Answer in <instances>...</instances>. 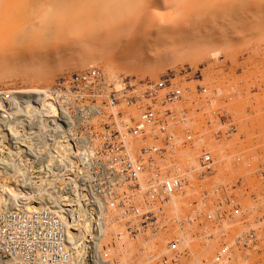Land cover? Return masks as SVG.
Instances as JSON below:
<instances>
[{
    "label": "rangeland",
    "instance_id": "1",
    "mask_svg": "<svg viewBox=\"0 0 264 264\" xmlns=\"http://www.w3.org/2000/svg\"><path fill=\"white\" fill-rule=\"evenodd\" d=\"M73 1L0 0V89L22 88L23 94L26 88L32 91L39 87L33 94L40 96V87L52 85L61 77L92 67L109 74L107 69L112 65L109 93L117 105L110 112L113 117L139 122L153 109L161 120L186 118V126L195 134L192 146H176L174 151L183 174L189 175V188L185 194H176L177 206L173 197L175 200L165 207L160 232L132 236L142 242L133 254L135 264L145 254L146 264H167L165 260L168 264L170 260L178 264H213L222 252L226 254H222L225 260L221 264H236L238 260L237 264H264V0H137L134 7L113 11L123 14L111 21L101 18V13L77 18ZM98 1L97 10L106 0ZM203 5L214 9L208 11ZM106 19L110 25L104 24V29L118 30L114 38L108 32V39L104 29L98 30L96 24ZM129 20L134 22L129 25ZM90 21L97 29H90L94 26ZM114 21L119 27L128 24L129 28L122 25L123 31L113 29ZM87 24L90 31L86 30ZM16 27L27 38L23 45L13 43ZM36 36L40 42L32 41ZM32 42L42 44L44 50ZM137 64L142 71L137 70ZM153 84L158 87L153 88ZM174 89L180 90L181 98L172 102L168 94ZM104 93L109 95L105 91L101 96ZM108 100L113 102L111 97ZM174 128L182 130L178 124L170 125L171 135L176 134ZM206 152L213 154L215 169L210 175H197L193 169ZM171 155L169 159H174V153ZM166 165L164 176L176 171L181 174L177 163ZM182 231L192 244L184 246ZM200 250L203 261L198 259L196 263L195 253Z\"/></svg>",
    "mask_w": 264,
    "mask_h": 264
},
{
    "label": "built area",
    "instance_id": "2",
    "mask_svg": "<svg viewBox=\"0 0 264 264\" xmlns=\"http://www.w3.org/2000/svg\"><path fill=\"white\" fill-rule=\"evenodd\" d=\"M109 89L99 67L62 77L42 102L29 89H0V264H108L101 254L115 242L102 246L101 227L109 218L134 237L161 231L162 206L190 182L175 147L192 146L195 134L186 118L161 120L153 109L139 122L113 118L117 105ZM104 91L113 102L101 97ZM168 96L175 102L180 90ZM34 108L39 112L26 118ZM177 124L182 130L171 135L170 125ZM33 144L44 145L39 151L29 148ZM169 162L178 164L183 181L165 179L155 187L150 180L143 193V178ZM199 162L198 175L213 173L211 152ZM6 179L19 189L18 198L3 191Z\"/></svg>",
    "mask_w": 264,
    "mask_h": 264
},
{
    "label": "bare ground",
    "instance_id": "3",
    "mask_svg": "<svg viewBox=\"0 0 264 264\" xmlns=\"http://www.w3.org/2000/svg\"><path fill=\"white\" fill-rule=\"evenodd\" d=\"M22 1H24V0H22ZM22 1L20 0V2L22 3ZM106 1H108V0H106ZM105 1V3H103L102 5H100L101 7L99 8V10H97V4L99 3V1L98 0H74L73 1V8H74V12L76 13L75 15L77 16V18H81V17H87V16H90L91 14L92 15H95V14H102V16H101V18H103V19H105V17H108L107 19H110V21L111 20H115L116 18H118V16L119 15H121V14H123V12L121 13V14H115L113 11H116V10H120V11H123L124 10V8L125 7H128V6H135V4H136V2H137V0H111L110 2L108 1V2H106ZM208 1V0H207ZM207 1H204V2H206L207 3ZM210 1V0H209ZM213 2L214 1H216V0H212ZM230 1V0H229ZM239 1V0H238ZM242 1V0H241ZM246 2H248V1H246ZM206 3H204L205 5H206ZM209 3V4H208ZM207 4L208 5H210L211 3L210 2H208ZM20 4V3H19ZM167 4V3H166ZM199 4H201V7H202V4H203V1H201V3H199ZM214 4V3H213ZM21 6H22V4H20ZM205 5H203V7L205 8V9H208L207 8V6H205ZM220 5V4H219ZM219 5L217 6V8L219 7ZM199 6V5H198ZM198 6H196L195 8H199ZM212 6V5H211ZM210 6V7H211ZM209 7V6H208ZM220 7H221V5H220ZM222 8V7H221ZM212 10V9H214V8H209L208 9V11L209 10ZM216 9V8H215ZM219 9V8H218ZM203 11H205L204 9H202ZM217 10V9H216ZM203 11H201V9L199 10V12H203ZM207 11V12H208ZM199 12H196L195 14H197V13H199ZM89 14V15H88ZM105 14H106V16H105ZM175 14V13H174ZM103 15H104V17H103ZM75 16V17H76ZM139 16V15H138ZM175 15H173V17H174ZM188 16V14L186 15V17ZM194 16V15H193ZM188 17H190V16H188ZM100 18V19H101ZM136 18V17H135ZM135 18H132V20H136ZM193 18V17H192ZM104 20V22L105 23H99V24H96L99 28H98V30L99 29H104V28H106V26H103L104 24H106L107 25V23H109L108 22V20ZM172 19V18H171ZM174 19V18H173ZM172 19V20H173ZM102 20V19H101ZM101 20H99V22H101ZM159 20V19H158ZM175 20V19H174ZM170 21V20H169ZM90 22H92L93 23V25L94 26H92V25H90L91 23ZM89 22V25H90V29L92 30H95V29H97L96 28V26H95V22L94 21H90ZM129 23V25H131L133 22H131V20H129L128 21ZM98 23V22H97ZM117 22L116 21H114V23H113V29H120L121 30V26L123 25H120V27L118 26V23L116 24ZM125 23V22H124ZM131 23V24H130ZM127 24V23H126ZM128 24L127 25H123V28L124 29H126V28H129V26H128ZM88 25V24H87ZM89 25L88 26H86V30L88 29L89 31H90V29L88 28L89 27ZM100 25V26H99ZM102 25V26H101ZM109 25H110V23H109ZM21 26V25H20ZM19 26V27H20ZM108 26V25H107ZM126 28H125V27ZM23 26H21V28H20V30L22 29V31H23V28H22ZM92 27H95V29L94 28H92ZM101 27H103V28H101ZM119 27V28H118ZM17 28V30H18V27H16ZM24 28L26 29L27 28V25H24ZM108 28V27H107ZM109 28H110V26H109ZM123 29V30H124ZM13 30H15V32H17V33H14V31H11V32H13L14 33V37H13V35L11 34V37H13L14 39H13V43H15V44H21V45H23V44H25L26 43V41H27V38H26V36H25V34L23 33V34H21L20 33V31L18 30H16V29H13ZM30 30H32V31H34L35 29L34 28H31ZM83 30H85V29H83ZM92 30V31H93ZM104 30H105V32H104ZM104 30H102V32L103 33H105L106 34V36L107 35H109V34H107L108 32L110 33V35L109 36H113V34L114 33H116L117 34V31L115 30V32L113 31V30H111V32L110 31H108L107 29H104ZM123 30H121V31H123ZM112 31H113V33H112ZM120 31V35H122L121 32ZM19 32V33H18ZM96 31H94L93 33H95ZM41 33V32H40ZM60 33H62V31H60ZM59 32L57 33V35L58 34H60ZM102 33V34H103ZM62 34H64V33H62ZM62 34H61V36H62ZM84 34H87L88 35V31L86 32V31H84ZM90 34H92V32H90ZM89 34V35H90ZM100 34H101V32H100ZM112 34V35H111ZM35 35H37V33L35 34ZM34 35V36H35ZM7 36V35H6ZM32 36V35H31ZM37 36H41L40 34L39 35H37ZM37 36H36V40H33L34 39V37H32V41H39V39H37ZM86 36V35H85ZM102 36V35H101ZM103 36H104V34H103ZM102 36V37H103ZM105 36V37H106ZM115 36V35H114ZM114 36H113V38H114ZM9 37V36H8ZM93 37V36H92ZM102 37H100V38H102ZM108 37V36H107ZM31 38V37H30ZM119 38V37H118ZM11 39V38H10ZM82 39V38H81ZM94 39V38H93ZM108 39H109V37H108ZM126 39V38H125ZM5 40H6V37H5ZM80 40V39H79ZM89 40H90V38H89ZM3 41V40H2ZM10 41H12V40H10ZM42 41V40H41ZM112 41H114V40H112ZM116 41V40H115ZM4 42V41H3ZM30 42H31V39H30ZM40 42V41H39ZM33 43V42H32ZM110 44H111V42H109ZM30 44V43H29ZM34 45L36 44V42L35 43H33ZM4 45V44H3ZM31 45V44H30ZM30 45H28V46H30ZM34 45H33V48H34ZM40 49L39 50H44V46L42 45V44H36ZM9 46H10V44H9ZM11 47V46H10ZM124 47V46H123ZM31 48V47H30ZM253 48V47H252ZM25 49V48H24ZM32 50H34V49H32ZM201 50V49H200ZM253 50V49H252ZM35 51V50H34ZM202 51V50H201ZM25 52H26V50H25ZM36 52V51H35ZM41 52V51H40ZM254 52V51H253ZM34 53V52H33ZM37 53H39V52H37ZM105 53V52H104ZM109 53V52H108ZM238 53V52H237ZM45 54V53H44ZM203 54V53H202ZM222 54V53H221ZM35 55V54H34ZM117 55V54H116ZM217 55V54H216ZM1 56V55H0ZM101 56V55H100ZM194 56V55H193ZM220 56V55H219ZM240 56V55H239ZM216 57V56H215ZM227 57V56H226ZM258 57V56H257ZM169 58V57H168ZM185 58V57H184ZM129 59V58H128ZM131 59V58H130ZM186 59H188V58H186ZM111 60V59H110ZM115 60V59H114ZM174 60V59H173ZM117 61H118V59H117ZM130 61V60H129ZM233 61V60H232ZM182 62H184V60H182ZM107 63V62H106ZM105 63V64H106ZM122 63V62H121ZM131 63V62H130ZM179 63V62H178ZM181 63V62H180ZM85 64V63H84ZM113 64V63H112ZM132 64H135V63H132ZM132 64H130V65H132ZM256 64V63H255ZM109 65V64H108ZM117 65H119V64H117ZM138 65V64H137ZM112 66V65H111ZM110 65L108 66L109 68L107 69L108 70V73L109 74H107L106 72V74H107V76L109 75V76H111L110 74L112 73L113 74V71H112V67H111ZM241 66V65H240ZM245 66V65H244ZM255 66V65H254ZM263 66V65H262ZM118 67V66H117ZM120 67V66H119ZM123 67V66H122ZM133 67V66H132ZM134 67H135V65H134ZM43 68V67H42ZM105 68H107V67H105ZM136 68H137V66H136ZM143 68V67H142ZM120 69V68H119ZM140 66L138 65V68H137V70L138 71H142V69H140ZM20 70V69H19ZM32 70V69H31ZM39 70H41V69H39ZM72 70V69H71ZM117 70V69H116ZM122 70V69H121ZM36 72H38L37 71V69L35 70ZM42 71V70H41ZM45 71V70H44ZM43 71V72H44ZM49 71V70H48ZM119 71V70H118ZM253 71V70H252ZM264 71V70H263ZM43 72H41V73H43ZM115 72V71H114ZM244 72V71H243ZM22 73V72H21ZM39 73H40V71H39ZM45 73V72H44ZM116 73V72H115ZM262 73V72H261ZM245 74H246V72H245ZM29 75V74H28ZM114 75V74H113ZM264 75V74H263ZM30 76V75H29ZM70 76H73V75H70ZM108 76V79H109V84L111 83V79H110V77ZM248 76H250V75H248ZM44 77V76H43ZM253 77V76H252ZM31 78V77H30ZM39 78V77H38ZM37 78V79H38ZM62 78V77H61ZM61 78H59L58 80H56L54 83H57L59 80H61ZM26 79V78H25ZM234 79V78H233ZM241 79V78H240ZM3 80H5V79H3ZM42 80V79H41ZM238 80V79H237ZM33 81H35V80H33ZM43 81V80H42ZM259 81V80H258ZM262 81V80H261ZM35 82H38L37 80L35 81ZM40 82V81H39ZM214 82V81H213ZM236 82V81H235ZM254 82V81H253ZM53 83V84H54ZM210 83V82H209ZM53 84L52 85H48V86H46V87H40V89H43L42 91L41 90H38V91H41L42 92V94L40 95V101L42 102L43 100H45L44 99V97L42 98L41 96L44 94V93H46V92H48V90L49 91H51L52 90V86H53ZM259 84V83H258ZM257 84V85H258ZM43 85V84H42ZM236 85V84H235ZM255 85V84H254ZM38 86V85H37ZM250 86H252V85H250ZM34 87V86H33ZM51 87V88H50ZM225 87V86H224ZM228 87V86H227ZM31 88H32V86H31ZM35 88H38L39 89V87H35ZM35 88H32V93H33V90L35 89ZM212 88V87H211ZM5 89V88H4ZM27 90L28 89H30V87L29 88H26ZM26 89H23V90H26ZM224 89V88H223ZM240 89V88H239ZM247 89V88H246ZM31 90V89H30ZM36 90V89H35ZM214 90V89H213ZM227 90V89H226ZM230 90V89H229ZM7 91H11V90H4V92H7ZM20 91H22V90H20ZM25 92H27V91H25ZM24 92V93H25ZM28 92H29V90H28ZM35 92V91H34ZM36 92H37V90H36ZM105 92V91H104ZM211 92V91H210ZM20 93H22V92H20ZM215 93V92H214ZM103 95V94H102ZM104 95H105V93H104ZM213 95V94H212ZM19 97V96H18ZM101 97H106V99H110V96L109 95H105V96H101ZM229 97V96H228ZM255 97H257V96H255ZM249 99V98H248ZM258 99V98H257ZM257 102V101H256ZM224 103V102H223ZM236 103H238V102H236ZM236 103H235V105H236ZM260 103V102H259ZM242 104V103H241ZM251 104V103H250ZM49 105H53V104H50L49 103ZM231 105V104H230ZM254 105V104H253ZM0 106H1V104H0ZM28 106H30L31 107V104L29 103L28 105H25L24 107L25 108H21L20 109V112H24V113H26V107H28ZM223 106V105H222ZM231 107V106H230ZM244 108V107H243ZM257 108V107H256ZM234 109V108H233ZM34 110V112H39V110H37V109H33ZM258 110H259V107H258ZM42 111V110H41ZM45 111V110H44ZM237 111H239V110H237ZM34 112L33 111H30L29 112V115L26 117V118H28V117H31V116H34ZM213 113V112H212ZM225 113V112H224ZM244 114V113H243ZM224 115V114H223ZM235 116H237V115H235ZM246 116V115H245ZM252 116V115H251ZM238 117V116H237ZM250 117V116H249ZM248 117V118H249ZM254 117V116H253ZM32 118V117H31ZM113 118H115V119H122V118H118V117H113ZM235 118V117H234ZM244 118V117H243ZM246 118V117H245ZM251 118V117H250ZM259 118V117H258ZM261 118H263L264 119V117H261ZM252 119V118H251ZM254 119V118H253ZM256 120V119H255ZM264 121V120H263ZM239 122V121H238ZM128 123V122H127ZM234 124V123H233ZM239 124V123H238ZM254 124V123H253ZM261 124V123H260ZM259 125V124H258ZM119 126L122 128V124H121V122L119 121ZM228 126V125H227ZM253 126V125H252ZM124 127V126H123ZM246 127V126H245ZM261 127V126H260ZM240 128V127H239ZM243 128V127H242ZM262 128V127H261ZM248 129H249V127H248ZM251 129V128H250ZM263 129V128H262ZM238 130V129H237ZM242 132V130L241 129H239V132ZM260 131V130H259ZM241 132H240V134H241ZM246 132V131H245ZM249 132V131H248ZM251 133V132H250ZM262 133V132H261ZM239 134V135H240ZM238 135V134H237ZM236 135V136H237ZM252 135V134H251ZM254 136V135H253ZM251 137V136H250ZM238 138V137H237ZM239 140V139H238ZM219 141V140H218ZM233 141V140H232ZM245 141V140H244ZM151 141H147V143H149L150 145L152 144V143H150ZM236 142V141H235ZM242 142V141H241ZM248 143V142H247ZM237 144V143H236ZM44 144H41V146H43ZM232 145V144H231ZM234 145V144H233ZM252 145H253V143H252ZM41 146H39L38 144H33L32 146H30L29 148H31V147H33V149H36V150H39L40 151V149L42 148ZM28 148V149H29ZM256 148V147H255ZM231 149V148H230ZM248 151V150H247ZM237 153V152H236ZM233 154V153H232ZM248 155H249V153H248ZM243 156V155H242ZM230 156H228V158H229ZM55 158H56V155L54 154V155H52V156H50V158H48V160L49 161H51V163H52V161H53V159H54V161H55ZM0 159H1V162H3V159L0 157ZM232 159V158H231ZM243 159V158H242ZM244 160V159H243ZM242 160V161H243ZM229 163V162H228ZM238 163V162H237ZM229 164H231V163H229ZM197 166H200V162H199V164L198 165H196L195 167H197ZM262 166V165H261ZM226 168V167H225ZM230 168V167H229ZM252 168V167H251ZM231 171V170H230ZM234 171V170H233ZM21 172H26V170L25 171H21ZM164 172H165V170H164ZM163 171L160 173V174H151V173H148L147 175H146V177H144L143 178V183H144V185H145V187H144V189H143V193H145L146 191H147V188L146 187H152L151 186V183H149V181L150 180H153V185L155 186V187H157L160 183H164L165 182V179H170V180H179V176H181L182 174H179V172L178 171H176V174H172L171 176H169V177H166V176H164V173ZM193 172H196V169L194 168L193 169ZM263 172V171H262ZM144 174V173H143ZM142 174V175H143ZM196 174L198 175L199 173L198 172H196ZM229 174V173H228ZM15 175H16V173H15ZM23 177H25L24 175H25V173H22L21 174ZM232 175V174H231ZM19 176H14V178L16 179V178H18ZM18 180V179H17ZM229 180H231V179H229ZM179 181H183V177L179 180ZM47 183H52V182H50V181H48ZM11 184V182L10 181H8L7 182V179H6V185H5V187H4V189H3V191L4 192H7V193H11L12 195H14L16 198H18L19 197V195H20V192H19V189H16V188H12V187H9V186H12V185H10ZM189 186V185H188ZM188 186H186L185 188H183V189H180L179 190V192H177L178 194H180V195H182V194H185L186 192H187V190H188ZM153 189V188H152ZM237 190V189H236ZM235 191V190H234ZM177 193H175V194H172L171 195V198H170V200H169V203H167V204H165V205H163L162 207H163V213H162V216L163 217H165L164 215H165V207L168 205V204H170L171 203V201L174 199L173 197H175L176 196V194ZM202 193V192H201ZM177 194V195H178ZM193 195V194H192ZM39 198H41L42 197V195H40V196H38ZM15 198V199H16ZM176 198V197H175ZM192 199V198H191ZM175 200V199H174ZM178 200L179 199H177L176 198V201H175V205L177 206V204L179 203L178 202ZM174 202V201H173ZM180 204H182L181 202H180ZM179 204V205H180ZM211 204V203H210ZM202 206V205H201ZM179 207V206H178ZM182 208V207H181ZM246 209V208H245ZM253 209V208H252ZM179 210H181L180 208H178V211ZM178 211H176L177 213H178ZM188 211V210H187ZM242 211V210H241ZM196 213V212H195ZM239 213V212H238ZM180 214V213H179ZM188 215V214H187ZM236 215V214H235ZM162 216H161V219H162ZM183 216V215H182ZM176 218V217H175ZM113 220V219H112ZM180 220V219H179ZM182 220V219H181ZM187 220V219H186ZM184 221V220H183ZM187 223V222H186ZM163 225V224H162ZM191 226V225H190ZM256 228V227H255ZM101 229H102V237H103V239H102V246L104 245V244H111V242L113 241V242H115V244L113 245V247H111L110 249H108V250H106V251H102V254H101V257L103 258V259H105V260H107V261H109V263L108 264H115L116 262H118L119 264L121 263V264H129V261H130V263L132 264L134 261L132 260V258H133V254L135 253V251L136 250H138V247L140 246L141 247V245H142V242H140L141 240H139L138 241V239L137 238H134V237H132L129 233H127L125 230H124V227L122 226V225H120V224H118V223H116V222H114V221H111V218H109L108 219V222L106 221V222H104L103 223V226L101 227ZM185 230H186V228H185ZM187 231V230H186ZM243 233V232H242ZM182 235H181V238H182V241H183V243H186V244H184V246L185 245H187V244H192L193 242H191L190 241V239H188V237H187V235H186V232H184V231H182V233H181ZM146 234H144L143 236H145ZM147 236V235H146ZM160 236V235H159ZM136 237H139V235L138 236H136ZM140 237H142V236H140ZM153 237V236H152ZM234 237V236H233ZM190 238V237H189ZM194 239V238H193ZM144 240V239H143ZM151 241V240H150ZM157 241V240H156ZM112 242V243H113ZM153 242H151V244H152ZM180 243H181V241H180ZM183 243H182V245H183ZM155 244V243H154ZM154 244H153V246H154ZM188 245V246H189ZM194 245V244H193ZM196 245V244H195ZM145 246V245H144ZM160 246V245H159ZM224 246V245H223ZM148 247V246H147ZM144 248H146V247H144ZM203 248V247H202ZM195 250H196V248H194ZM198 249V248H197ZM230 249V248H229ZM139 250H141V248L139 249ZM153 249H151V251H152ZM194 250V251H195ZM203 250H205V249H203ZM235 250V249H234ZM233 250V251H234ZM238 250V249H237ZM150 251V250H149ZM149 251L147 252V253H149ZM155 251V250H154ZM162 251V250H161ZM193 251V252H194ZM198 251V250H197ZM141 252V251H140ZM167 252V251H166ZM196 252V251H195ZM151 253V252H150ZM200 253V254H199ZM199 253H195V256L197 255V259H196V263H198V262H200V261H198V259L200 260L201 258V250H200V252ZM203 253V252H202ZM224 252H222V254H223ZM229 253V252H228ZM228 253H227V255H228ZM139 254V253H138ZM144 254V253H143ZM225 254L226 253H224V256L223 257H225ZM230 254V253H229ZM234 254H236V253H234ZM234 254L232 255V256H234ZM135 255V254H134ZM140 255V254H139ZM138 255V256H139ZM203 255V254H202ZM221 255V254H220ZM237 255V254H236ZM239 255V254H238ZM145 256H146V254H145ZM144 255H142L140 258H141V260H137V262H139V263H136V264H143V263H145L146 264V262L147 261H145V260H147V258L146 259H143V257H145ZM229 256V255H228ZM135 257H137V256H135ZM158 257H161V255H158V256H156V258L157 259H159ZM222 257V258H223ZM227 257V256H226ZM239 257V256H238ZM193 258H195L194 257V255H193ZM203 258V257H202ZM209 258V257H208ZM216 258H217V256H216ZM229 258V257H228ZM234 258V257H233ZM243 258V257H242ZM155 259V258H154ZM156 259V260H157ZM244 259V258H243ZM243 259H241V260H243ZM205 260H206V258H205ZM225 260V259H224ZM224 260L223 259H220L219 261H216L217 263L218 262H222L223 261V263H224ZM240 260V261H241ZM131 261H133V262H131ZM143 261V262H142ZM145 261V262H144ZM177 261V260H176ZM195 261V260H194ZM201 261H203V259H201ZM163 262V261H162ZM212 262V261H211ZM152 263V262H151ZM154 263V262H153ZM166 263H168V262H166ZM210 263V262H209ZM215 263V262H214ZM213 263V264H214ZM233 263V262H232ZM237 263H240L239 262V260H238V262H236V264ZM245 263V261L243 262H241V264H244ZM133 264H135V262L133 263ZM199 264H201V263H199ZM202 264H203V262H202ZM221 264V263H220ZM230 264H231V262H230ZM235 264V263H234Z\"/></svg>",
    "mask_w": 264,
    "mask_h": 264
}]
</instances>
